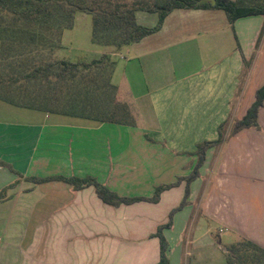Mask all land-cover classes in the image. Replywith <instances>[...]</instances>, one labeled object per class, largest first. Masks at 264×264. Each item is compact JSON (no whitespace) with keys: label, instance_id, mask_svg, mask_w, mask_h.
<instances>
[{"label":"crops","instance_id":"crops-1","mask_svg":"<svg viewBox=\"0 0 264 264\" xmlns=\"http://www.w3.org/2000/svg\"><path fill=\"white\" fill-rule=\"evenodd\" d=\"M136 18L147 28L157 23L154 14L139 12ZM89 42V53L79 51L68 61L110 55L116 102L128 106L135 125L0 101V162L22 176L0 166V193L6 190L0 200V235L11 225L51 216L66 223L58 240L62 245L55 250L32 248L24 234L21 243L0 249V264H158L160 240L155 235L182 202L185 182L166 191L178 195L160 213L166 192L157 204L115 208L103 203L93 187L74 192L62 182L36 185L27 178L91 177L121 197L152 198L148 194L158 187L190 176L197 147L218 140L222 124L242 119L264 86L262 16L232 26L221 10L177 9L158 33L120 52L94 45L91 36ZM258 121L264 135V107ZM255 131L244 130L207 152L200 177L191 184L189 205L163 232L169 264H223L203 250L200 262L189 260L200 237L213 244L216 223L224 226V234L231 233L229 246L247 239L264 249V185L250 184L255 159H264V136ZM65 164L68 175L61 171ZM167 165L179 173L173 182L160 184ZM113 241L120 242L115 253Z\"/></svg>","mask_w":264,"mask_h":264},{"label":"trees","instance_id":"trees-1","mask_svg":"<svg viewBox=\"0 0 264 264\" xmlns=\"http://www.w3.org/2000/svg\"><path fill=\"white\" fill-rule=\"evenodd\" d=\"M177 9L221 10L233 26L242 18L264 17V0H0V101L45 113L135 125L128 106L116 102V88L110 84L115 63L110 55L92 62L82 58L70 62L39 55L62 49L64 33L74 28L79 13L92 18L94 45L120 52L158 33L166 18ZM139 12L156 15V25L151 28L139 25L136 18ZM263 107L264 86L256 91L255 101L244 117L230 126L229 137L244 130H261L258 119ZM226 127V124L219 127L218 140L197 147L193 154L197 162L190 176L158 187L152 198L121 197L91 177H31L27 181L36 185L62 182L74 192L93 187L103 203L115 208L140 202L157 204L164 192L185 182L182 202L155 235L160 240L158 264H169L170 248L163 232L172 229L174 215L189 205L191 184L200 177L207 152L225 140ZM0 166L5 165L0 162ZM5 167L22 178L11 167ZM5 193L6 190L0 193V200ZM226 255L228 264H264V249L247 239L229 246Z\"/></svg>","mask_w":264,"mask_h":264},{"label":"rangeland","instance_id":"rangeland-1","mask_svg":"<svg viewBox=\"0 0 264 264\" xmlns=\"http://www.w3.org/2000/svg\"><path fill=\"white\" fill-rule=\"evenodd\" d=\"M92 25V18L89 15L79 13L76 15L75 20V27L72 30H68L64 33L63 39H62V49L57 52H48L45 51L44 53H40V57L44 56V58H49L51 56L52 59L55 60H70L74 55L79 53V51L87 52L89 53V46L90 42V28ZM225 51V47L220 49L219 51ZM202 53H205L206 50L202 49ZM204 56V54H203ZM233 124V121H231L227 127L225 128V139L229 137L230 133V126ZM256 136H264L263 135V129L256 130L255 131ZM217 137V136H216ZM214 139V138H213ZM217 140V139H216ZM168 162H164L163 165H165ZM167 165L165 168L163 175H161V178H158V182L163 183H169L173 182L175 180V175L179 173V171L174 168L172 169V166ZM62 167V173L64 175H68L70 173V169L67 164ZM264 159H255V166L251 169H254L253 175L250 181V184H254L256 186L264 185ZM163 172V171H162ZM147 193V192H146ZM151 196H154V192L152 194H148ZM177 191H171L166 192L164 195L165 201H163V207L159 209V212L162 213L165 211V207H167L169 203V199H174L177 197ZM201 196L197 199V201H200ZM194 218L192 220V223H197L198 221V211L195 212ZM36 223L32 224H21V225H11L10 230L0 235V249H7L11 248L15 243L20 242L19 241L24 234L27 235L29 238L28 241H31L32 248H41L42 250H49V249H56L59 246H61V242L58 241L60 238V231L62 230V227L65 226L66 223L62 224L58 219L51 217H48L47 219H41L34 221ZM194 223V224H195ZM73 224H70L72 227ZM224 226L221 224H213L212 226V245L208 244V242L205 240V236L203 235L200 237L201 239L198 241V245L195 247L194 254L195 256L191 260L193 263L194 261L200 262L201 255L200 251H207L209 254H213V256H218L220 260H223V264H228L227 255H226V249L229 247V241L232 238V235L230 232L223 233ZM115 242V243H113ZM112 243L115 245L113 250L118 251L119 249V241H113ZM30 243V242H29ZM64 244V241H63ZM112 244V245H113ZM113 253V254H114ZM116 255V254H114ZM112 255L111 260L116 259Z\"/></svg>","mask_w":264,"mask_h":264}]
</instances>
